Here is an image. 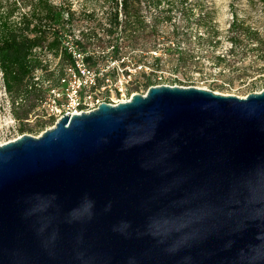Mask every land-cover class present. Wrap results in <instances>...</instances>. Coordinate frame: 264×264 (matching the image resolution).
Instances as JSON below:
<instances>
[{"label": "water", "instance_id": "95a60500", "mask_svg": "<svg viewBox=\"0 0 264 264\" xmlns=\"http://www.w3.org/2000/svg\"><path fill=\"white\" fill-rule=\"evenodd\" d=\"M0 264H264V91L151 87L1 146Z\"/></svg>", "mask_w": 264, "mask_h": 264}, {"label": "built area", "instance_id": "2783aa9c", "mask_svg": "<svg viewBox=\"0 0 264 264\" xmlns=\"http://www.w3.org/2000/svg\"><path fill=\"white\" fill-rule=\"evenodd\" d=\"M50 3L61 11L59 25H46L51 31L58 32V45L49 47L54 39L49 34L43 43L29 50L26 61L31 71L24 93L15 97L7 93L0 71V102L5 105L0 113V147L26 135L22 133V125L30 124L32 120L42 117L49 126L38 136H31L38 138L65 116L88 114L102 104H125L134 95L145 96L151 87H172L165 82L171 83L175 79L171 70L162 67L167 55L169 58L171 54V38L162 39L164 48L160 50L153 24L140 21L143 6L160 9L155 0H61L58 4ZM125 3L134 4L138 10L136 18L125 13ZM20 11L21 14L10 19L17 25L21 15L32 16L31 5ZM79 18L83 20L79 21ZM34 24L33 21L30 28ZM143 30L147 31L148 41L143 39ZM200 78L199 74H192L185 84H196L187 88L208 91L204 83H197ZM30 106L33 109L29 119L18 114L17 111Z\"/></svg>", "mask_w": 264, "mask_h": 264}, {"label": "rangeland", "instance_id": "374dc122", "mask_svg": "<svg viewBox=\"0 0 264 264\" xmlns=\"http://www.w3.org/2000/svg\"><path fill=\"white\" fill-rule=\"evenodd\" d=\"M50 1L58 4L61 0ZM24 2L28 4L32 0H19L21 5L17 8L21 10L27 6ZM155 2H159L160 9L153 10L143 6L144 9L140 10V21L153 24L160 50L164 48L162 39L172 40L171 54L169 58L167 55L162 67L171 70L175 79L171 83H165L172 87H193L195 82L189 86L185 82L190 81L192 74H199L201 78L197 83H204L203 86L209 92L217 95L245 98L264 91V0ZM10 10L12 5L3 0L0 4V16ZM20 10L12 18L21 14ZM82 20L79 18V21ZM142 35L148 41L146 30H143ZM230 40H233V46ZM211 80L215 82L210 83ZM3 108L5 109V105L0 102V113ZM32 109L33 106H30L17 112L23 118L29 119ZM41 118L22 125V133L38 136L45 127H49Z\"/></svg>", "mask_w": 264, "mask_h": 264}, {"label": "trees", "instance_id": "16d2710c", "mask_svg": "<svg viewBox=\"0 0 264 264\" xmlns=\"http://www.w3.org/2000/svg\"><path fill=\"white\" fill-rule=\"evenodd\" d=\"M3 0H0V4ZM12 5V10L5 12L0 16V71L3 75V84L6 92L18 96L24 93L25 85L30 75L31 66L27 63L26 57L29 50L46 40V37L51 34L53 42L49 44L50 48H55L58 45L57 31H51L46 25L60 24V10L50 3V0H35L28 3L27 6L32 7V16L27 18L21 15L20 23L17 25L10 21L12 16L19 10V0H5ZM253 1V0H246ZM158 4V2H156ZM131 4V5H130ZM125 3L127 9L126 14L137 17L138 10L132 3ZM24 5V4H23ZM128 6L129 9H128ZM34 25L30 28L32 22ZM45 22V23H43ZM234 23L231 24L232 30ZM44 25V29H43ZM40 34L39 37L29 38L30 35ZM249 34V32L247 33ZM233 40H230L233 46Z\"/></svg>", "mask_w": 264, "mask_h": 264}, {"label": "bare ground", "instance_id": "6f19581e", "mask_svg": "<svg viewBox=\"0 0 264 264\" xmlns=\"http://www.w3.org/2000/svg\"><path fill=\"white\" fill-rule=\"evenodd\" d=\"M227 96V95H226Z\"/></svg>", "mask_w": 264, "mask_h": 264}]
</instances>
